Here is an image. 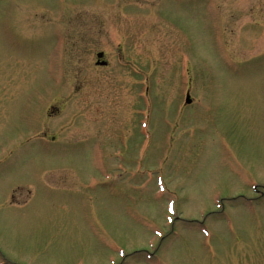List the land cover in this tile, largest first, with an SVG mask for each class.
<instances>
[{"label":"rangeland","instance_id":"obj_1","mask_svg":"<svg viewBox=\"0 0 264 264\" xmlns=\"http://www.w3.org/2000/svg\"><path fill=\"white\" fill-rule=\"evenodd\" d=\"M0 264H264V0H0Z\"/></svg>","mask_w":264,"mask_h":264},{"label":"water","instance_id":"obj_2","mask_svg":"<svg viewBox=\"0 0 264 264\" xmlns=\"http://www.w3.org/2000/svg\"><path fill=\"white\" fill-rule=\"evenodd\" d=\"M102 56H103L102 53H99V54H98V58H101ZM101 64L104 65L105 63H101ZM186 102H187V103H190V98H189V96H187Z\"/></svg>","mask_w":264,"mask_h":264},{"label":"flooded vegetation","instance_id":"obj_3","mask_svg":"<svg viewBox=\"0 0 264 264\" xmlns=\"http://www.w3.org/2000/svg\"><path fill=\"white\" fill-rule=\"evenodd\" d=\"M100 62H103V61H101V60H100V61H98V62H97V63H98V65H97V66H101V67H105V66H106V64H105V65H101V64H100Z\"/></svg>","mask_w":264,"mask_h":264}]
</instances>
